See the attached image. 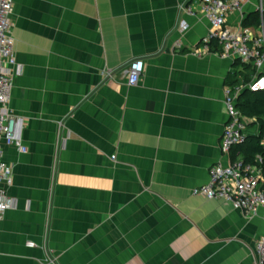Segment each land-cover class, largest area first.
<instances>
[{"label": "crops", "instance_id": "0c3cea01", "mask_svg": "<svg viewBox=\"0 0 264 264\" xmlns=\"http://www.w3.org/2000/svg\"><path fill=\"white\" fill-rule=\"evenodd\" d=\"M184 1L14 0L21 72L9 107L26 151L4 145L15 202L0 264H257L264 207L247 214L192 192L232 161L224 88L243 66L193 52L211 24ZM259 3L229 13L228 26ZM137 58L144 75L130 85Z\"/></svg>", "mask_w": 264, "mask_h": 264}, {"label": "built area", "instance_id": "2783aa9c", "mask_svg": "<svg viewBox=\"0 0 264 264\" xmlns=\"http://www.w3.org/2000/svg\"><path fill=\"white\" fill-rule=\"evenodd\" d=\"M251 0H185L180 9L194 14L198 4L202 12L210 21L209 33L200 41L194 53L198 56L206 53H218L231 56L244 63H250L257 70L254 79L247 84H227L224 88V106L228 115L222 136V151L229 153L231 148L246 140L249 131L250 118L244 116L237 107L239 94L245 89H264V22L258 33L252 27L240 25L232 29L227 24V15L233 11H241L243 6ZM263 1L260 0L258 10L264 16ZM14 10V0H0V225L7 209L15 201L9 199L6 185L13 182L12 168L4 160V145H18L22 151L26 148L15 137L16 115L9 107L13 76L21 72L14 50L13 24L11 21ZM243 18V17H242ZM185 21H181L180 28H184ZM216 39L220 45L216 49L211 45ZM180 47V42L176 43ZM128 84L136 85L140 82L145 71V61L141 58L131 60L126 66ZM106 72L105 76L110 75ZM264 157L257 155L255 163H246L243 159H236L228 164L222 161L214 163L209 170V181L193 189V194H200L210 199H223L230 202L234 208L247 214L255 213L264 207V176L262 166ZM28 246L35 243L29 241ZM257 264H264V236L256 243Z\"/></svg>", "mask_w": 264, "mask_h": 264}, {"label": "trees", "instance_id": "16d2710c", "mask_svg": "<svg viewBox=\"0 0 264 264\" xmlns=\"http://www.w3.org/2000/svg\"><path fill=\"white\" fill-rule=\"evenodd\" d=\"M263 19L260 11L255 10L248 13L242 25L258 29ZM211 45L216 49L220 48L216 39L212 40ZM237 64H241L243 69L240 73L230 75L229 84H247L251 82L257 70L250 63H244L237 59ZM264 74V72L262 73ZM237 107L241 113L250 118L249 129L253 131L247 135L243 143L233 146L230 150L232 161L239 159L241 156L246 163H255L257 155L264 157V89L251 90L245 88L238 96ZM264 176V165L262 166Z\"/></svg>", "mask_w": 264, "mask_h": 264}, {"label": "rangeland", "instance_id": "374dc122", "mask_svg": "<svg viewBox=\"0 0 264 264\" xmlns=\"http://www.w3.org/2000/svg\"><path fill=\"white\" fill-rule=\"evenodd\" d=\"M249 131H253L252 129H249Z\"/></svg>", "mask_w": 264, "mask_h": 264}]
</instances>
